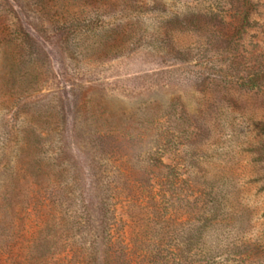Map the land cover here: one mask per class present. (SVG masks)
Returning a JSON list of instances; mask_svg holds the SVG:
<instances>
[{
	"label": "rangeland",
	"instance_id": "rangeland-1",
	"mask_svg": "<svg viewBox=\"0 0 264 264\" xmlns=\"http://www.w3.org/2000/svg\"><path fill=\"white\" fill-rule=\"evenodd\" d=\"M0 264H264V0H0Z\"/></svg>",
	"mask_w": 264,
	"mask_h": 264
},
{
	"label": "trees",
	"instance_id": "trees-1",
	"mask_svg": "<svg viewBox=\"0 0 264 264\" xmlns=\"http://www.w3.org/2000/svg\"><path fill=\"white\" fill-rule=\"evenodd\" d=\"M21 172L23 174H21ZM20 174L22 176H24L25 174H28L27 169H23L22 165L17 167V170H16L17 179L19 178ZM113 211L114 209L112 208V206L110 205L108 201H106L105 199L99 200V213L101 215L99 226L101 227V231L105 233L106 235H109V233L111 232L113 222L110 220L111 218L113 220V216H112ZM123 260H125L127 263H130V253L128 251L125 252V254H123Z\"/></svg>",
	"mask_w": 264,
	"mask_h": 264
}]
</instances>
